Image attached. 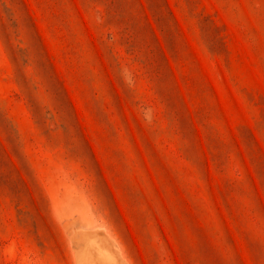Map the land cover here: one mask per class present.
Listing matches in <instances>:
<instances>
[{
	"label": "rangeland",
	"instance_id": "rangeland-1",
	"mask_svg": "<svg viewBox=\"0 0 264 264\" xmlns=\"http://www.w3.org/2000/svg\"><path fill=\"white\" fill-rule=\"evenodd\" d=\"M0 264H264V0H0Z\"/></svg>",
	"mask_w": 264,
	"mask_h": 264
}]
</instances>
